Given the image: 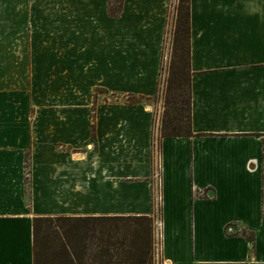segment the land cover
Wrapping results in <instances>:
<instances>
[{
  "label": "crops",
  "instance_id": "0c3cea01",
  "mask_svg": "<svg viewBox=\"0 0 264 264\" xmlns=\"http://www.w3.org/2000/svg\"><path fill=\"white\" fill-rule=\"evenodd\" d=\"M177 2L0 0V264L35 216L155 199V264H264V0H189L191 135L162 136Z\"/></svg>",
  "mask_w": 264,
  "mask_h": 264
},
{
  "label": "trees",
  "instance_id": "16d2710c",
  "mask_svg": "<svg viewBox=\"0 0 264 264\" xmlns=\"http://www.w3.org/2000/svg\"><path fill=\"white\" fill-rule=\"evenodd\" d=\"M120 7L121 0H108L110 16H117ZM188 16L189 0H178L162 136L191 135ZM154 233V220L149 215L35 216L32 264H155ZM246 238L252 240V234Z\"/></svg>",
  "mask_w": 264,
  "mask_h": 264
},
{
  "label": "rangeland",
  "instance_id": "374dc122",
  "mask_svg": "<svg viewBox=\"0 0 264 264\" xmlns=\"http://www.w3.org/2000/svg\"><path fill=\"white\" fill-rule=\"evenodd\" d=\"M175 18H176V12H175ZM174 24H175V21H174ZM173 33H174V28L171 29L170 31L168 30V34L166 35V41H165V46H164V55H163L162 62L160 63V69H159L158 90L162 94L163 107H164L165 85H166V81H167V77H168V73H169V67H170L171 58H172ZM99 96L100 97L101 96L102 97L103 96L104 97H107V96L111 97L110 95H105V94H101ZM154 203H155V210H154V214H153V220H154V226L156 228L158 223H159L157 199H155ZM235 229H238V230L241 229L240 231H243L242 228H238L237 226H235Z\"/></svg>",
  "mask_w": 264,
  "mask_h": 264
},
{
  "label": "built area",
  "instance_id": "2783aa9c",
  "mask_svg": "<svg viewBox=\"0 0 264 264\" xmlns=\"http://www.w3.org/2000/svg\"><path fill=\"white\" fill-rule=\"evenodd\" d=\"M155 235L158 238V236H159V223H158L157 227L155 228Z\"/></svg>",
  "mask_w": 264,
  "mask_h": 264
}]
</instances>
